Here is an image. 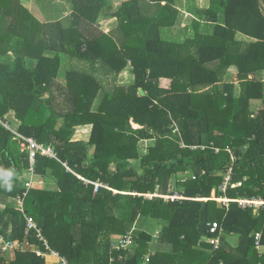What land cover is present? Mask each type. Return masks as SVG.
Listing matches in <instances>:
<instances>
[{
  "label": "trees",
  "instance_id": "trees-1",
  "mask_svg": "<svg viewBox=\"0 0 264 264\" xmlns=\"http://www.w3.org/2000/svg\"><path fill=\"white\" fill-rule=\"evenodd\" d=\"M22 1L0 0V167L14 170L10 189L2 175L0 201L22 197L24 213L69 264H264L253 240L259 231L264 245V210L255 215L235 202L225 210L209 198L231 161L227 148L235 160L225 194L264 197V88L251 78L264 69V0H208L207 8L185 0L213 31L201 34L193 20L178 39L164 38L162 30L177 24L181 0H126L116 8L113 0H65L72 8L67 26L39 21ZM101 14L117 19L112 33L97 29ZM237 31L257 41L237 42ZM128 66L133 80L119 85ZM252 99H262L259 110L250 109ZM10 110L16 131L4 126ZM87 124L89 138L74 139L75 128ZM24 138L53 148L55 158L36 151L33 166L53 180V190L23 186ZM142 139L155 144L141 156ZM187 170L195 178L176 179ZM81 177L111 189L94 194ZM178 185L189 198L180 203L124 193ZM213 221L223 231L216 249L209 241ZM25 228L23 212L0 209V235L15 244L9 261L0 250V264H45L18 250L24 239L38 243ZM129 231L134 245L113 249V234L117 242ZM229 234L238 235L235 247Z\"/></svg>",
  "mask_w": 264,
  "mask_h": 264
},
{
  "label": "crops",
  "instance_id": "crops-1",
  "mask_svg": "<svg viewBox=\"0 0 264 264\" xmlns=\"http://www.w3.org/2000/svg\"><path fill=\"white\" fill-rule=\"evenodd\" d=\"M122 1H126V0H113V8H116L117 6H119ZM200 1H202V0H193L194 6L197 8H207L208 7V2H209L208 0H204L203 1L204 4L201 3ZM27 3H29V5ZM180 3L182 4V7L181 8L179 7L180 13H179V17H178V22L175 26L171 27L170 30H167V29L162 30V35L164 38H166V39H178V37L181 35L185 36L183 29L186 26L191 25L193 20H198V22H199L198 31L201 34L206 35V34H210L213 31V28H212L213 23L212 22L205 21L200 14H195V13L189 12L186 9L185 0H181ZM22 4L41 22L61 21L64 26H67L69 21L67 19L65 21L64 17H66L68 19L70 18V20H71L72 8H71V5L69 3H62L61 1L57 2L55 0H50V1L49 0H23ZM63 5H64V8H63ZM95 25H96L98 30H100L104 33H112L115 30V28L117 27V19L111 15L101 14ZM234 40L237 42H240V43H253V42L257 41L256 38L245 35L239 31L235 32ZM27 63H28V65L32 66L35 64V60L31 59V58H27ZM66 68H68V61L65 58H63L62 63H61L60 72L58 75L59 76L58 80L61 82H63L64 70ZM232 69H235V67L233 66ZM129 75H130V77H129ZM251 78H255L257 81L262 82L263 88H264V69L259 70V71L255 72L254 74H252ZM132 80H133V74L131 73L129 66L126 67L125 69H123L117 77V83L119 85L127 84L129 82H132ZM232 81L234 83V96L238 97L241 89H240V85H239L237 77L234 76ZM261 106H262V99H254V100L252 99L251 100L250 109L252 111L259 110V108ZM4 118L6 121V123H4L5 127L9 128L13 131H16L18 129L19 121L15 118L13 110L8 111L4 115ZM90 132H91V125L90 124L77 126L75 128L74 139H76V140L77 139L87 140L89 138ZM154 144H155V139H142V140H140L139 144H138V149H139L140 155L142 156V155L146 154L148 152V147L153 146ZM191 175H193L191 173V171L187 170L184 173H179L176 176V179L182 181L186 177L191 176ZM2 180H3V176H2L1 167H0V181H2ZM178 186L183 187L182 185H178ZM30 188L52 189L53 190L55 188V183L53 182L52 179H49L46 176H40V175L35 174L33 177L32 185ZM176 188H174V189H176ZM170 190H173V188L172 187L168 188V190L166 192H169ZM146 192H151V191H146ZM153 192H159L161 194L166 193V192H164V193L160 192L158 190H155ZM140 193H145V192H140ZM19 197L20 196H17L16 198L10 197L7 199L6 203L0 201V209H2L6 204L7 206L18 210L20 207ZM255 215H257V214H255ZM151 223H152V219H150V218L146 219V221H145L146 225L151 224ZM257 232H259V231H257ZM157 233H158V229H157ZM155 235H156V233H155ZM116 240H118V234H113L112 242L115 243ZM227 241L231 246L235 247L238 243V235L237 234H229L227 236ZM35 245L36 244L29 242L27 239H24L22 242L18 243L17 247H18V250L23 251V252L24 251L34 252ZM14 248L9 249L7 252L3 253L4 254L3 256L5 257L6 261H9L13 258V252H14L13 249ZM256 250H257V253L259 254V256L264 255V245L261 244V246ZM145 256L149 257V253L145 254ZM42 259H44L45 264H57V260L53 257H46V258H42ZM144 262H147V261L144 260Z\"/></svg>",
  "mask_w": 264,
  "mask_h": 264
},
{
  "label": "built area",
  "instance_id": "built-area-1",
  "mask_svg": "<svg viewBox=\"0 0 264 264\" xmlns=\"http://www.w3.org/2000/svg\"><path fill=\"white\" fill-rule=\"evenodd\" d=\"M21 150L25 149L28 152V162L29 167L24 170L23 172V186L25 189H28L31 187L33 182V177L35 175L34 173V162H35V152L40 151L44 155H47L49 157H56L55 152L53 151V148L51 146H45L43 144L37 143L32 138H24L23 141L20 143ZM182 147H185L183 143L180 144ZM197 146H190V148L194 149ZM204 148V146H201ZM215 151L218 152V149L215 148ZM228 153L230 154V163L225 167L224 170L220 171L219 174L222 176V181L220 185L216 189H213L210 194V199L214 200L219 207L224 208L225 210L228 209V205L230 202H235L237 206L241 209H250L253 214H259L260 211L264 210V197L260 195L256 196H247V195H241L235 198L228 197L225 192L227 187L231 184V179L233 175V165L235 157L232 154V151L227 148ZM64 166L67 168L68 171L70 169L66 166L64 163ZM201 173H204L202 171ZM192 178H195L194 175H191ZM84 184H92L93 185V193L95 194L99 188H107L108 187L106 183H104L101 180H95L91 181L88 179H85L81 177ZM113 193H116V190H112ZM128 193L129 195L133 197H142L144 199H152V198H161L164 202H182L183 200L189 199L186 194L184 193V188L178 186L176 189L170 190L169 192H166L164 194H161L159 192H145L140 193L138 191H128L124 192ZM219 193V194H218ZM26 193L24 192L23 195ZM195 199H205V198H195ZM20 201V207L18 210L23 212L24 218L26 220V228H25V234H29L30 232H33L35 234V237L37 239V244L35 245L34 252L42 257H53L57 260V264H69V261L67 257L60 254L58 250L53 249L44 234L41 231V228L37 225L36 221L33 217H31L28 214H25L23 211V198L19 197ZM222 228L220 227L219 223L217 221H213L211 225L209 226V233L213 234L214 236L209 239L210 243L213 245V249L218 248L220 245V238L222 234ZM261 233L255 232L253 235L254 240V247L258 249L261 246ZM134 245V238L131 233V231L125 233V235L119 239V241L115 242L112 246L113 249L119 250V249H127ZM15 247V244L12 240L5 239L0 235V250L2 253L7 252L9 249H12ZM147 257V256H146ZM110 262L114 260L113 257H110ZM145 261H148V258H145Z\"/></svg>",
  "mask_w": 264,
  "mask_h": 264
},
{
  "label": "clouds",
  "instance_id": "clouds-1",
  "mask_svg": "<svg viewBox=\"0 0 264 264\" xmlns=\"http://www.w3.org/2000/svg\"><path fill=\"white\" fill-rule=\"evenodd\" d=\"M2 175L6 177L4 179V182L6 186L10 189L11 188V179H7V177H13L14 176V170L8 169V170H2Z\"/></svg>",
  "mask_w": 264,
  "mask_h": 264
},
{
  "label": "rangeland",
  "instance_id": "rangeland-1",
  "mask_svg": "<svg viewBox=\"0 0 264 264\" xmlns=\"http://www.w3.org/2000/svg\"><path fill=\"white\" fill-rule=\"evenodd\" d=\"M50 1V0H49ZM55 1H57V2H59V1H61L62 3H66V1L65 0H55ZM204 0H202V1H200L201 3H203L204 4V2H203ZM28 5H29V3H27ZM63 8H64V5H63ZM33 9V8H32ZM34 10V9H33ZM66 19L70 22V18L68 19V18H66V17H64V20L66 21ZM129 77H130V75H129ZM128 77V78H129ZM47 186V185H46ZM156 235H157V233H156ZM154 236V235H153ZM154 239H155V236L153 237Z\"/></svg>",
  "mask_w": 264,
  "mask_h": 264
},
{
  "label": "water",
  "instance_id": "water-1",
  "mask_svg": "<svg viewBox=\"0 0 264 264\" xmlns=\"http://www.w3.org/2000/svg\"><path fill=\"white\" fill-rule=\"evenodd\" d=\"M139 92H140V94H144V92L141 88H139Z\"/></svg>",
  "mask_w": 264,
  "mask_h": 264
}]
</instances>
